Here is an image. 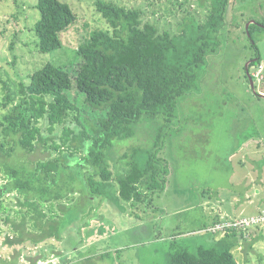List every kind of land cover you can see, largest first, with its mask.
<instances>
[{"label":"rangeland","instance_id":"rangeland-1","mask_svg":"<svg viewBox=\"0 0 264 264\" xmlns=\"http://www.w3.org/2000/svg\"><path fill=\"white\" fill-rule=\"evenodd\" d=\"M64 1L77 20L61 34V49L41 53L33 33L39 17L37 0H0V75L27 83L29 75L46 62L60 65L74 80L66 93L78 106L81 121L97 122L104 112L89 107L75 77L82 63L77 47L103 25L96 10L98 0ZM115 1L141 9L143 21L172 33L189 13L203 21L208 11L197 0ZM231 5V18L214 33V47L198 69L193 87L179 99L174 116L166 121L143 119L134 137L114 140L107 151L110 170L118 178L132 158L143 161L154 153V140L160 134L162 147L156 156L168 170L164 190L147 192L142 202H122V206L113 198L85 197L73 210L72 227L65 228L61 238L9 247L1 244L0 237L2 258L16 259L17 264H168L175 246L195 252L199 245H212L206 226L217 215L216 208L229 217L264 210V98L260 96L264 94V0H234ZM250 24L254 27L249 32ZM257 56L263 65L259 73L258 65L248 69ZM247 71L254 76V89ZM37 156L44 153L32 158ZM249 231L246 239L252 241V249L243 245L234 249V255L239 264H264V224Z\"/></svg>","mask_w":264,"mask_h":264},{"label":"trees","instance_id":"trees-1","mask_svg":"<svg viewBox=\"0 0 264 264\" xmlns=\"http://www.w3.org/2000/svg\"><path fill=\"white\" fill-rule=\"evenodd\" d=\"M197 1L208 10L205 19L196 21L189 13L176 33L143 21L139 8L115 0L96 2L103 25L77 47L82 63L75 86L91 109L104 112L97 122L81 121L78 106L66 93L74 80L60 65L46 62L29 75L27 83L0 75L2 245L37 246L61 238L85 197L113 198L122 206L142 202L147 192L164 190L168 170L156 156L162 147L160 134L154 140V153L143 161L132 158L118 178L106 155L114 140L134 137L143 119L172 118L179 99L196 82L198 69L214 47V33L223 30L233 14L228 11L234 0ZM36 8L39 17L33 33L38 50L61 49V34L77 20L72 6L64 0H37ZM253 60L248 69L261 64L258 56ZM256 143L260 145L261 139ZM37 152L44 156L32 158ZM211 236L212 245H199L195 252L175 246L168 264H239L234 249L243 245L252 249V241L237 231L219 239L212 232ZM0 264L17 262L0 256Z\"/></svg>","mask_w":264,"mask_h":264},{"label":"built area","instance_id":"built-area-1","mask_svg":"<svg viewBox=\"0 0 264 264\" xmlns=\"http://www.w3.org/2000/svg\"><path fill=\"white\" fill-rule=\"evenodd\" d=\"M258 73L262 71L263 65H258ZM264 224V210L250 216L228 217L223 216L217 222L209 226L206 231L214 234L225 235L231 231H237L243 238H248L251 233L249 227Z\"/></svg>","mask_w":264,"mask_h":264},{"label":"crops","instance_id":"crops-1","mask_svg":"<svg viewBox=\"0 0 264 264\" xmlns=\"http://www.w3.org/2000/svg\"><path fill=\"white\" fill-rule=\"evenodd\" d=\"M217 209V215H214L212 217V221L209 222V224L206 226V228H208L210 225H212L213 222H215L216 220H218L219 218L223 217V216H228L227 214H224L223 212H220V209ZM229 217V216H228ZM219 236V237H218ZM220 237H222V235L220 234H215V239H219Z\"/></svg>","mask_w":264,"mask_h":264},{"label":"water","instance_id":"water-1","mask_svg":"<svg viewBox=\"0 0 264 264\" xmlns=\"http://www.w3.org/2000/svg\"><path fill=\"white\" fill-rule=\"evenodd\" d=\"M248 26H249V25H248ZM262 26H264V25H262ZM247 76H248V79H249L250 82H251V88L254 89V83H253V80H254V79L252 78V75L249 73V71H247ZM260 96L264 98V94H263V93L260 94Z\"/></svg>","mask_w":264,"mask_h":264}]
</instances>
